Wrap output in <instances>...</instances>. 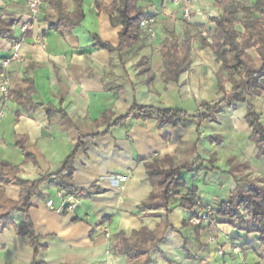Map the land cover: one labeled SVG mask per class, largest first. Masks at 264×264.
I'll list each match as a JSON object with an SVG mask.
<instances>
[{
    "label": "crops",
    "instance_id": "1",
    "mask_svg": "<svg viewBox=\"0 0 264 264\" xmlns=\"http://www.w3.org/2000/svg\"><path fill=\"white\" fill-rule=\"evenodd\" d=\"M79 1L83 11L79 25L51 30V22L58 17L75 18L78 5L76 0H61V5L43 0L38 21L24 34L21 27L28 21L27 0H0V28L14 23L11 34L0 37V64L19 44L20 60L10 66L12 89L30 78L35 87L32 101L37 105L31 113L14 101L8 100L4 106L0 93V109L4 107L6 113L0 120V168L8 169H0L1 185L5 178L12 181L14 167H18L17 177L28 181L58 172L82 134L106 129L96 121L107 110L116 118L137 102L196 112L200 102H215L223 96L217 85L221 64L211 48L201 45L199 34L214 29L211 18L222 13L219 0H139L137 5L150 16L147 20L152 21L154 35L142 28L141 41L121 54L95 48L94 37L117 47L122 26H113L111 16L97 9L95 0ZM114 1L99 0L104 5ZM187 1L189 19L184 17ZM170 31L180 42L191 38L192 63L178 82L166 83L161 79V50ZM2 78L0 65V84ZM226 88L229 91L231 85ZM248 104L264 122V97L224 106L218 122L205 123L194 154L186 153L183 145L198 141L196 120L185 127L159 128L155 120L145 122L133 114L125 126L96 137L86 151L79 150L75 156L74 182L82 189L97 186L100 193L80 199L77 211L66 214L47 207V199L52 198L49 194L59 191L47 183L31 200L30 214L45 248L39 260L47 264H128V256L113 249L116 236L125 233L130 237L144 226L154 232L167 218L169 229L150 252L148 264H260L264 247L258 243V233L218 223L217 218V222L193 226L191 209L181 205L183 198L194 197L218 207L237 186L248 190L255 181L264 185V158H257L258 149L249 139ZM49 107L57 112L49 116ZM21 137L35 155L34 161L25 162V155L16 147L15 139ZM166 156L174 167L196 162L192 171L183 173L186 187L172 202L168 215L163 209L140 207L160 189L150 181L146 163ZM230 161L251 166L231 172ZM15 187V198L0 197V213L19 200L20 189ZM11 218L19 227L23 225L20 213L13 212ZM237 246L240 253L234 250ZM34 255L27 237L12 227L0 230V264H32Z\"/></svg>",
    "mask_w": 264,
    "mask_h": 264
},
{
    "label": "trees",
    "instance_id": "2",
    "mask_svg": "<svg viewBox=\"0 0 264 264\" xmlns=\"http://www.w3.org/2000/svg\"><path fill=\"white\" fill-rule=\"evenodd\" d=\"M138 1L115 0L111 5H104L99 0H95L97 9L105 10L111 16L113 26H122L119 32L120 42L117 47H113L108 42L101 40L99 36H95V48L117 51L121 54L124 48L131 47L141 41L143 30L140 24L150 16L147 15L144 8L137 5ZM56 2L58 5L62 4L61 0H56ZM76 2L78 5L76 17H58L56 21L51 22V30L60 29V25L68 26L70 29L79 25L83 18V11L81 1L76 0ZM219 6L222 13L211 18L214 29L209 32V37L202 36V32L199 34L201 45L211 48L216 61L221 64L220 77L217 82L219 92L223 94L220 100L215 102L202 101L198 104L196 112L164 106L142 105L137 102L133 103L125 115L116 118L112 110H107L96 121L99 126H105L106 129L102 132L82 134L58 172L37 181H28L17 177L18 167H14L15 173L11 174V179L20 189L19 200L12 201L11 205L0 213V230L12 227L17 234L29 239L35 253L32 264L47 263L39 260L40 253L45 248L40 243V236L36 234L30 214L31 200L39 194L40 186L45 183L51 188L66 191L77 199L89 198L100 193L97 186L82 189L77 187L74 182L75 169L73 163L75 156L79 150L86 151L88 145L96 137L108 135L112 129L125 126L133 114H137L139 119L145 122L155 120L159 128L165 126L185 127L187 122L196 120L198 123V141L186 145V150L193 154L197 149V143L203 137L202 130L205 123L218 122L224 106L230 107L233 104L248 103L249 98L264 97V20L255 18L244 22V33L242 40H240V32L235 28L240 23L239 10L229 0H223ZM243 10L245 11L246 8ZM252 11L263 14L264 18V0H255ZM13 25L14 23H10L3 28L1 27L0 37H8ZM60 31L62 33L64 30ZM249 49H253L256 56L249 54ZM161 55L164 68L161 79L166 83L178 82L180 75L186 72L192 63L191 38L180 42L178 36L170 31L169 37L165 39ZM226 84L231 85L229 91ZM34 93V82L30 78H25L23 84L11 90L9 100L14 101L18 106L31 113L37 108V105L32 101ZM53 112L57 111H53L51 107L47 108L49 116ZM58 112L64 113L62 110ZM246 121L252 130L249 139L255 143L258 149L257 158L262 159L264 158V124L252 104H248ZM15 145L25 155V162L35 160V155L29 150L25 138H16ZM171 161V158L166 156L162 160L154 158L152 162L146 163L150 181L153 185L158 183L161 190L159 192L153 191L150 197L140 205L141 209L151 211L163 209L167 215L171 213L172 202L181 195L182 189L187 184L183 178V173L192 171L196 166L195 161H186L173 167ZM213 162L214 159H211L210 163ZM166 164L168 167L164 166ZM199 203L202 204L198 199L192 197L183 198L181 205L191 209L192 214ZM13 212L21 214L23 222L21 227L11 218ZM216 218L219 219L218 223H226L234 228L239 227L250 233H258V243L264 247V186L257 182H254L248 190L237 186L229 200L215 208V222H217ZM168 229L169 222L165 218L154 232L144 226L139 231H134L130 237H127L125 233H119L116 236L117 241L113 249L118 254L127 255L128 264H148L151 261L150 252L158 247Z\"/></svg>",
    "mask_w": 264,
    "mask_h": 264
},
{
    "label": "built area",
    "instance_id": "3",
    "mask_svg": "<svg viewBox=\"0 0 264 264\" xmlns=\"http://www.w3.org/2000/svg\"><path fill=\"white\" fill-rule=\"evenodd\" d=\"M179 1L181 0H174V2H179ZM42 4H43V0H27V6L29 11L28 21L21 27L22 32L24 34H26L38 21ZM190 12L191 10L189 7V1H187L184 11V17L186 19H189ZM151 23H152L151 20L145 19L141 22L140 27L145 29L150 35L153 36L154 29ZM204 35L207 34L204 33ZM19 47H20L19 44L16 45L13 55L10 58L3 60L0 64L3 69V78L0 84V93L2 94V97L5 101L4 106H6V103L9 100L10 92L12 90L10 66L14 61L20 60V56L18 54ZM5 114H6L5 109L3 107L0 109V120L3 119ZM46 205L49 209L60 214L75 213L80 205V199L75 198L66 191L59 190L57 193V200H54L53 198H48ZM215 208H217L215 205H202L199 203L196 206L193 213L191 214L189 222L195 226H201L205 222H210V223L215 222L214 220ZM234 250L237 253L241 252L239 246L235 247ZM260 264H264V258L262 259Z\"/></svg>",
    "mask_w": 264,
    "mask_h": 264
},
{
    "label": "rangeland",
    "instance_id": "4",
    "mask_svg": "<svg viewBox=\"0 0 264 264\" xmlns=\"http://www.w3.org/2000/svg\"><path fill=\"white\" fill-rule=\"evenodd\" d=\"M222 1L223 0H219V5H220V3ZM229 1L232 3V5L234 7H236L239 10V12H238V18H239L240 23L237 24L235 28L238 30V32H240V40H242V36H243V33H244V28H243L244 22H246L248 20H253L255 18L262 19V21H263L264 20L263 14L252 11L255 0H229ZM245 8H246V10L244 11L243 9H245ZM204 33H206L207 35H204ZM204 33H202V36L209 37V32L208 31H206ZM150 36L153 37L152 35H150ZM253 39L255 40L256 38L254 37ZM248 52L252 56H256L253 49H249ZM261 122L264 124V122L262 120H261ZM186 145L187 144L183 145V150H185L186 153H187L188 151L186 150L187 149V146ZM171 165L173 166L172 163H171ZM230 165H231V168H230V171L231 172H234L233 170H235L236 168L241 167V166H243L245 169H247L249 166H251L249 163H246V164H234L232 161H230ZM164 166H166V165H164ZM0 169L6 170V171L8 170L7 168H3V167L0 168ZM239 181L240 182H245L243 180V178H240ZM2 183H3L2 185L0 184V197L2 199H4V200H10V198H15L17 196V189L15 187V184L10 180V178H5ZM258 184H260V183H258ZM160 190L161 189H159L156 192H159ZM49 196H51L54 200H57V192H52V193L49 194ZM191 225H193V224H191ZM193 226H195V225H193Z\"/></svg>",
    "mask_w": 264,
    "mask_h": 264
}]
</instances>
